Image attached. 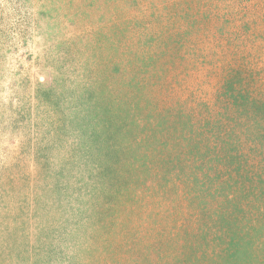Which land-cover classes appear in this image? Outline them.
<instances>
[{
    "label": "rangeland",
    "instance_id": "1",
    "mask_svg": "<svg viewBox=\"0 0 264 264\" xmlns=\"http://www.w3.org/2000/svg\"><path fill=\"white\" fill-rule=\"evenodd\" d=\"M0 264H264V0H0Z\"/></svg>",
    "mask_w": 264,
    "mask_h": 264
}]
</instances>
